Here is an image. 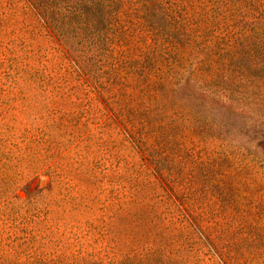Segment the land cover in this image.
Wrapping results in <instances>:
<instances>
[{
	"label": "rangeland",
	"instance_id": "obj_1",
	"mask_svg": "<svg viewBox=\"0 0 264 264\" xmlns=\"http://www.w3.org/2000/svg\"><path fill=\"white\" fill-rule=\"evenodd\" d=\"M104 1L109 52L93 75L113 131L89 152L111 155L131 193L146 163L224 264H264V0ZM168 251L221 264L203 243Z\"/></svg>",
	"mask_w": 264,
	"mask_h": 264
},
{
	"label": "trees",
	"instance_id": "obj_2",
	"mask_svg": "<svg viewBox=\"0 0 264 264\" xmlns=\"http://www.w3.org/2000/svg\"><path fill=\"white\" fill-rule=\"evenodd\" d=\"M111 9L104 0H0V264H166L169 247L196 242L216 252L146 163L131 193L111 155L89 152L91 138L113 131L93 75L109 52ZM39 175L47 186L29 194Z\"/></svg>",
	"mask_w": 264,
	"mask_h": 264
}]
</instances>
